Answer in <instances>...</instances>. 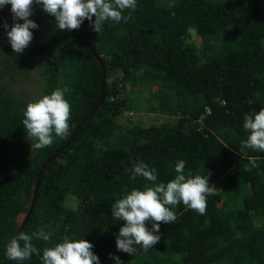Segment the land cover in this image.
<instances>
[{"label": "trees", "instance_id": "trees-1", "mask_svg": "<svg viewBox=\"0 0 264 264\" xmlns=\"http://www.w3.org/2000/svg\"><path fill=\"white\" fill-rule=\"evenodd\" d=\"M129 12L126 23L105 22L99 33L87 19L82 23L105 63V102L46 164L20 232L51 233L49 242L33 239L41 255L66 235L88 240L100 264H115L114 256L122 264H264V152L242 147L245 115L264 107V0H137L136 10L123 15ZM30 19L38 28L25 54L0 39V264H12L6 247L29 208L41 163L66 142L100 88L101 66L79 29H58L56 18L36 4ZM35 62L39 97L68 88L71 104L69 135L43 149L31 148L22 124L26 100L4 78L28 76ZM139 70L159 87L154 111L172 120L118 122L135 106L124 92L136 86ZM180 161L186 176L208 177L210 187L220 177L206 213L179 204L172 208L176 221L160 224L152 248L118 251L123 221L112 217L111 205L152 183L132 180L133 165L148 164L156 183H167ZM146 226L151 229V221ZM20 264L42 261L33 254Z\"/></svg>", "mask_w": 264, "mask_h": 264}, {"label": "clouds", "instance_id": "clouds-1", "mask_svg": "<svg viewBox=\"0 0 264 264\" xmlns=\"http://www.w3.org/2000/svg\"><path fill=\"white\" fill-rule=\"evenodd\" d=\"M9 4L13 20L23 21L13 23L7 31L11 47L16 53H22L29 46L33 39L31 29L38 28L36 22L30 19L34 4L42 6L45 12L54 16L56 27L60 30H78L87 19L97 33L102 30L105 22L120 23L123 20L126 23L130 18V12L128 16L123 13L126 10L135 11L137 8V0H0V8ZM174 6V3L169 5ZM4 27L8 28L7 23ZM68 91V88H57L26 105L22 124L27 138L34 141L31 148L50 147L54 143V137L64 139L69 135L71 104L65 98ZM243 128L248 136L242 147L264 152V107L259 112L246 114ZM175 172L176 176L167 183H156L155 168H150L144 162L133 165L132 180L143 177L152 183L142 188L131 189L123 198L111 205L112 217L117 221H123V226L116 237L118 251L135 254L136 246L145 251L152 248L160 240L158 234L160 224H172L176 221L177 216L172 208L179 204L198 214L206 213L207 198L215 194L208 177L186 176L184 161L175 165ZM149 221L152 224L151 229L146 226ZM34 238L37 241L49 242L51 233L43 229L31 234L20 232L6 247L7 259L20 264L35 254L40 256L42 264H100L98 255L92 251L93 244L88 240L70 239L66 235L62 242L45 247L41 255L40 249L33 243ZM112 258L115 264H122L119 256Z\"/></svg>", "mask_w": 264, "mask_h": 264}, {"label": "rangeland", "instance_id": "rangeland-1", "mask_svg": "<svg viewBox=\"0 0 264 264\" xmlns=\"http://www.w3.org/2000/svg\"><path fill=\"white\" fill-rule=\"evenodd\" d=\"M15 22L23 23L22 20H13L10 4L0 8V39L4 46H8L11 49L12 47L7 37V31L10 30L11 26ZM5 23H7L8 28L4 27ZM33 30L34 29H31V31ZM192 39L197 44H199V38L195 33L192 34ZM31 43L32 42H30V44ZM27 48H25L22 53L18 54H25ZM4 78L9 83L10 88L14 90L19 97L26 100V104L40 98L38 87L41 79V73L40 66L37 62H35L33 65V68L28 76L17 77L14 82H10V79L7 76H4ZM127 88L128 90H126L124 94H126V98L130 102H133L135 106L129 110H125L117 117V120L121 125L127 126L130 122L139 123L142 125H150L152 123H160L162 121L173 119V116L170 114L163 115L154 111V105L156 102L154 94L158 93L159 87L152 79L146 76L143 71L139 70L137 72L136 86L134 88H130V86L127 85ZM28 142L29 141L25 143L23 148L28 149ZM221 183L222 181L220 180V177L215 176L212 179L211 184L214 191L217 192L219 189H221ZM223 202L224 200H222L220 203ZM72 203L73 202L70 200L69 204Z\"/></svg>", "mask_w": 264, "mask_h": 264}, {"label": "water", "instance_id": "water-1", "mask_svg": "<svg viewBox=\"0 0 264 264\" xmlns=\"http://www.w3.org/2000/svg\"><path fill=\"white\" fill-rule=\"evenodd\" d=\"M79 31L81 33V36L84 40V42L86 43L88 49L90 50V52L92 53V55L96 58V60L98 61V63L101 66V79H100V88H99V94L98 97L96 98V101L94 103V106L91 108V110H89V112L82 118V120L77 124V126L74 128L73 132L71 133V135L69 136V138L66 140V142L58 149L56 150L52 155H50L48 158H46L40 165L39 168V173L38 176H36V180H35V184H34V188H33V193H32V198H31V202L29 205V208L26 212V215L24 216L23 220L21 221L15 235L13 236V238H15L21 231V229L23 228V226L25 225L27 219L29 218L31 211L33 209L34 206V202L36 199V192L40 183V179L43 176V171L44 168L46 166L47 163H49L50 161H52L53 159H55L64 149H66L68 147V145L71 143V141L73 140V137L75 136L77 130L80 128V126L95 112V110L102 105L105 102V93H104V86L106 83V70H105V63L104 61L101 59V56L99 55V53L92 47L91 43L89 42L87 35L85 34L82 24L79 28ZM12 238V239H13ZM12 264H17V262L12 261Z\"/></svg>", "mask_w": 264, "mask_h": 264}]
</instances>
